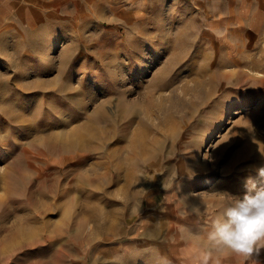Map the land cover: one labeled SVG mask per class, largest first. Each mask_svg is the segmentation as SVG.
Segmentation results:
<instances>
[{"label":"rangeland","instance_id":"374dc122","mask_svg":"<svg viewBox=\"0 0 264 264\" xmlns=\"http://www.w3.org/2000/svg\"><path fill=\"white\" fill-rule=\"evenodd\" d=\"M19 4L0 34V264H189L213 201L264 168V0H105L53 28L20 23ZM201 133L207 173L186 175Z\"/></svg>","mask_w":264,"mask_h":264},{"label":"clouds","instance_id":"9594fccd","mask_svg":"<svg viewBox=\"0 0 264 264\" xmlns=\"http://www.w3.org/2000/svg\"><path fill=\"white\" fill-rule=\"evenodd\" d=\"M257 177L259 182L246 185L242 197L229 195L223 202L205 233L208 249L193 250L190 264H220L214 253L225 249L244 259L264 249V168L258 169Z\"/></svg>","mask_w":264,"mask_h":264},{"label":"crops","instance_id":"0c3cea01","mask_svg":"<svg viewBox=\"0 0 264 264\" xmlns=\"http://www.w3.org/2000/svg\"><path fill=\"white\" fill-rule=\"evenodd\" d=\"M14 3H20L21 6L20 16L16 15L20 18V23L33 22L37 19L39 24L41 22L45 27L52 28L59 25L54 20L67 19V16L71 19H77L78 22L92 20L96 17V14H99V11L105 10V0H0L1 35L7 34L4 25L14 19L12 10ZM207 228L208 225L201 228L198 236H202L204 239ZM216 256L217 254L214 253V258ZM186 260L190 264V260Z\"/></svg>","mask_w":264,"mask_h":264},{"label":"bare ground","instance_id":"6f19581e","mask_svg":"<svg viewBox=\"0 0 264 264\" xmlns=\"http://www.w3.org/2000/svg\"><path fill=\"white\" fill-rule=\"evenodd\" d=\"M172 98V97H171ZM174 98V97H173ZM161 99V98H159ZM177 103V102H176ZM163 106V105H162ZM174 106V105H173ZM156 107V106H155ZM157 108V107H156ZM169 108V107H168ZM129 109V108H128ZM163 110V108H161ZM165 111V110H164ZM154 112V111H153ZM147 114L139 117V119L137 120V123L136 125L134 126L132 132L130 133V140H129V149L132 151V152H139L138 149L140 148H143V145H142V142L145 140V136L148 135V133L150 132L149 130V125H145V122H144V117L146 116ZM155 115V114H153ZM211 133V132H210ZM208 135L209 138H211L212 134H206V136ZM205 138V133H201L198 137L197 140H189V143L191 142L190 145H193L194 146V149H195V152L193 153H190V149L186 150L188 153H190V158H193V160H190L187 162V160L183 161L182 163V169L186 170V175H189L190 171L194 170L196 172V174H200L198 176H203L205 175L207 172L205 170V167L209 164V162L207 163L206 162H198V158H197V150L199 149V146L200 144L202 143V141L204 140ZM218 152V151H217ZM135 156V155H134ZM219 157V156H218ZM215 153L212 154L211 156V160H210V163L213 165V163L217 160V158ZM181 160V159H180ZM204 165V166H203ZM186 186L184 185L181 189L180 192H176L174 193V199H172V197L170 196H167L164 199V201H166L167 203H170L172 204V201H180V199L183 197L184 198V195L185 193H183L184 191V188ZM230 194L232 195V197H236L234 194V192H230ZM226 196L225 197H222V199H215L213 201V204H211L212 206V209L210 210V214L208 216V220L211 221V219L216 215L214 214L215 213V209L218 207V209H220L222 207V204L223 202L229 198V194H225ZM230 195V196H231ZM170 204L167 205L166 207V211H167V224H174L176 223L177 221H181V218L182 216H180V213L173 207L169 206ZM204 201L203 200H199V201H196L194 203V207L195 208H203V205H204ZM216 207V208H215ZM164 209V208H163ZM160 212V211H159ZM159 212H158V215L157 216H161L159 215ZM186 212V211H185ZM175 215V218H172L171 216ZM185 216H183V219H190V215L191 214H187V213H184ZM156 219H159L161 221V218H156ZM155 220V219H154ZM161 223H164V222H161ZM168 227V226H167ZM167 230V229H166ZM170 231V230H169ZM167 234V233H166ZM177 235V234H176ZM175 235V236H176ZM178 236V235H177ZM176 236V237H177ZM189 238V237H188ZM175 239V238H174ZM178 239V238H177ZM166 241V240H165ZM170 241V240H169ZM184 240L183 242H180L179 246H176V247H171L170 251L172 254H175V253H181L183 252L184 250ZM186 248V247H185ZM163 250V249H162ZM165 250V249H164ZM180 257V256H179ZM176 262V260H175ZM177 263L178 264H182L181 262V257L179 259H177Z\"/></svg>","mask_w":264,"mask_h":264}]
</instances>
